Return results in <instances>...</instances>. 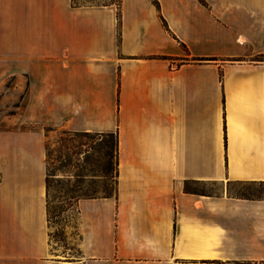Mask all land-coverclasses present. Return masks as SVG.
<instances>
[{"label": "crops", "instance_id": "1", "mask_svg": "<svg viewBox=\"0 0 264 264\" xmlns=\"http://www.w3.org/2000/svg\"><path fill=\"white\" fill-rule=\"evenodd\" d=\"M3 70L23 123L114 133L117 172L61 260L49 136L0 130V264H264V199L229 192L264 181V0H0Z\"/></svg>", "mask_w": 264, "mask_h": 264}, {"label": "rangeland", "instance_id": "2", "mask_svg": "<svg viewBox=\"0 0 264 264\" xmlns=\"http://www.w3.org/2000/svg\"><path fill=\"white\" fill-rule=\"evenodd\" d=\"M121 0H77L82 3L116 4ZM8 70H3L0 84V130L42 129L49 138L45 142L46 170L49 177L48 218L51 243L60 259L73 261L78 255L76 230V202L73 195H106L115 188L116 148L114 138L107 134L68 132L50 127L25 124L20 114L25 95L11 91ZM111 169L106 171L107 165ZM196 189H198L196 187ZM210 194L221 191L220 184L199 188ZM230 194L248 197H264V184H234Z\"/></svg>", "mask_w": 264, "mask_h": 264}, {"label": "trees", "instance_id": "3", "mask_svg": "<svg viewBox=\"0 0 264 264\" xmlns=\"http://www.w3.org/2000/svg\"><path fill=\"white\" fill-rule=\"evenodd\" d=\"M75 3H78L77 0H74ZM120 3V2H119ZM118 3V4H119ZM98 134V133H97ZM107 135H109L110 137L114 138V141H115V148H116V153H117V136L114 134V133H108ZM116 165H117V159L115 161V176H116ZM106 167V171L110 170L111 169V165H107L105 166ZM260 184H264V181L261 182ZM48 194H49V177L47 176V197H48ZM112 192H108L106 195L104 196H109L111 195ZM96 195L95 194H90V195H73L71 198L74 199L75 201H77L78 199L80 198H86V197H95ZM242 197H248V196H242ZM253 198H262L264 199V197H253ZM47 212L49 213V202H47ZM50 220V219H49Z\"/></svg>", "mask_w": 264, "mask_h": 264}]
</instances>
